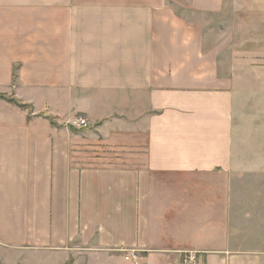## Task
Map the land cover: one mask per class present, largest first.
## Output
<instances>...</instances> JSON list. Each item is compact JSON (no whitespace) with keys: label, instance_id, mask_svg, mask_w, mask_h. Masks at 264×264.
<instances>
[{"label":"crops","instance_id":"obj_1","mask_svg":"<svg viewBox=\"0 0 264 264\" xmlns=\"http://www.w3.org/2000/svg\"><path fill=\"white\" fill-rule=\"evenodd\" d=\"M236 3L0 0V94L33 106L0 99L2 264H264L237 191L264 50L229 42Z\"/></svg>","mask_w":264,"mask_h":264},{"label":"rangeland","instance_id":"obj_2","mask_svg":"<svg viewBox=\"0 0 264 264\" xmlns=\"http://www.w3.org/2000/svg\"><path fill=\"white\" fill-rule=\"evenodd\" d=\"M236 2V23L232 20L234 15L232 12L233 9L231 8V23L221 25V28L225 31L228 30L229 26L233 27L236 25L233 30L234 33L237 32V36L234 35L229 42L231 41L235 44L234 47L238 54H244L239 57H247L245 54L252 53L250 54L253 55L251 58L259 59L261 50H264V0H236ZM226 13L229 16L227 11ZM260 123L264 124V119H259L257 121V124ZM262 138L263 140L260 141ZM261 139L259 140L260 142L258 141L259 145L262 146L260 152L256 151L255 148H252V150L250 148L247 156H249L251 161L252 159L259 160L260 154V160L263 162V165L261 168L255 166L252 168L242 167L237 181L238 192L253 193L254 195L256 194L255 197L262 195V200H255L258 205L254 206L252 209V212L255 215L252 219L253 222L258 220L261 221L264 218V133ZM257 226L262 228L261 225H254L253 228ZM257 234L264 236V226L258 233L256 231L252 233L253 236H256ZM245 235H247V233L243 234V236ZM253 239L254 238L252 237V241ZM11 254L13 253H11L10 250L0 246V264L5 263L4 258L6 256L10 258L12 256ZM7 264H9V262Z\"/></svg>","mask_w":264,"mask_h":264},{"label":"trees","instance_id":"obj_3","mask_svg":"<svg viewBox=\"0 0 264 264\" xmlns=\"http://www.w3.org/2000/svg\"><path fill=\"white\" fill-rule=\"evenodd\" d=\"M13 85L14 86L16 85V74L15 73H14ZM0 99L8 100V101L12 102L13 104L18 105L22 109L27 110L28 111V117L31 118L32 112H33V106L31 104L22 102L21 100L17 99L14 94H11V95L0 94ZM52 122H54L53 119H52Z\"/></svg>","mask_w":264,"mask_h":264},{"label":"built area","instance_id":"obj_4","mask_svg":"<svg viewBox=\"0 0 264 264\" xmlns=\"http://www.w3.org/2000/svg\"><path fill=\"white\" fill-rule=\"evenodd\" d=\"M73 124L74 125H78V126H86L88 123L83 118H77V119H74ZM126 258H130V257L129 256H126ZM132 258H133V260H137L138 259V255L137 254H133L132 255ZM191 260L194 262V264H196L195 257H191Z\"/></svg>","mask_w":264,"mask_h":264}]
</instances>
